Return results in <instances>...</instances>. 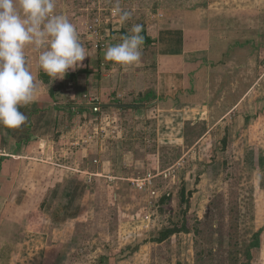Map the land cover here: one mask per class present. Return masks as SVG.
Returning <instances> with one entry per match:
<instances>
[{"label":"rangeland","instance_id":"obj_1","mask_svg":"<svg viewBox=\"0 0 264 264\" xmlns=\"http://www.w3.org/2000/svg\"><path fill=\"white\" fill-rule=\"evenodd\" d=\"M205 1L56 0V12L67 14L83 45L89 46L95 40L89 39L92 31L97 32L95 41L100 40L119 19L113 17L117 3L132 15L115 25L116 31L131 33L134 24L144 31L152 21L169 18L171 11L194 9ZM26 56L37 83V69L42 70L39 50L30 47ZM143 63V70L155 72V46L143 50ZM239 110L210 134L209 122L191 121L183 146L168 143L176 136H170L168 128L158 143L157 119H127L125 113L114 116L109 111L102 122L88 124V115L81 119L82 138L67 133L47 155L36 152L37 164L26 161L19 167L18 209L32 214L23 225H10L8 234L17 243L40 240L32 252L41 253V259L33 256V264H54L56 259V264H264V121L257 116L252 124L240 122L246 109ZM88 141L97 159L115 162L110 170L116 179L75 182L68 198L66 178L73 180L77 169L89 167ZM42 158L62 164V174L53 166L43 169ZM56 176L64 183L56 182ZM40 177L48 181L41 183ZM61 185L64 198L59 200ZM39 223L45 231L38 230ZM168 229L179 232L162 243L155 240ZM261 231L260 247L252 250L250 260L248 246ZM43 237L48 240L46 260ZM18 252L24 253V248Z\"/></svg>","mask_w":264,"mask_h":264},{"label":"crops","instance_id":"obj_2","mask_svg":"<svg viewBox=\"0 0 264 264\" xmlns=\"http://www.w3.org/2000/svg\"><path fill=\"white\" fill-rule=\"evenodd\" d=\"M118 23L120 19L112 21L98 47L95 41L85 45L89 48L84 66L70 70L63 80L51 81L43 70L37 69V99L19 109L27 116V123L19 129L0 125V148L7 154L0 157V264H33V256L41 259L37 257L41 253L32 252L40 240L30 238L17 243L8 234L10 225H23L25 217L32 214L18 209L20 169L26 161L37 164L33 158L36 152L47 155L52 144L65 134L82 138L81 119L88 115V124L91 120L102 122L101 116L107 118L109 111L114 116L125 113L127 119H157L158 143L168 128L170 136L176 135L167 140L173 142L172 146L184 145L183 133L191 121L209 122L210 134L241 107L246 110L238 121L252 124L257 116L264 121V0H206L194 9L171 11L169 18L156 19L141 32L151 42L144 39L141 60L134 66H120L105 59L109 46L121 43L122 37L131 34L117 32ZM151 46H155L157 64L155 72L149 73L143 70V50ZM148 73L152 75L151 82ZM97 106L101 111H95ZM88 142L89 167L77 169L73 180L66 178L68 198L75 182L116 179L110 170L115 162L97 159L95 146ZM39 164L43 169L53 166L62 174V164L49 159ZM44 181L48 177H40V182ZM59 188L56 198L62 200L64 186ZM24 196L26 201L29 194ZM58 209L64 212L61 206ZM38 230L46 228L42 225ZM42 239V256L46 260L48 240ZM21 247L25 251L22 254L18 252ZM57 262L58 259L54 264Z\"/></svg>","mask_w":264,"mask_h":264},{"label":"clouds","instance_id":"obj_3","mask_svg":"<svg viewBox=\"0 0 264 264\" xmlns=\"http://www.w3.org/2000/svg\"><path fill=\"white\" fill-rule=\"evenodd\" d=\"M56 0H0V125L19 129L27 116L19 109L33 103L40 92L30 70L26 49L39 50L38 63L51 81L63 80L88 57L76 26L67 14H57ZM113 15L121 22L132 13L117 3ZM143 26L134 24L122 42L109 46L105 59L120 66L140 62Z\"/></svg>","mask_w":264,"mask_h":264},{"label":"trees","instance_id":"obj_4","mask_svg":"<svg viewBox=\"0 0 264 264\" xmlns=\"http://www.w3.org/2000/svg\"><path fill=\"white\" fill-rule=\"evenodd\" d=\"M144 35H145L144 36L145 41L150 43L151 41L149 40V38H147L146 34H144ZM45 82H47V80ZM223 142L226 144V139H224ZM177 232H179V230H174V229L165 230L161 233L160 237L158 239H155V240H157L159 243H162L165 240L169 239L173 234H175ZM261 233H262V231L260 233H256L254 235L255 240L248 246L247 258L250 260L253 258L252 250L260 247Z\"/></svg>","mask_w":264,"mask_h":264},{"label":"built area","instance_id":"obj_5","mask_svg":"<svg viewBox=\"0 0 264 264\" xmlns=\"http://www.w3.org/2000/svg\"><path fill=\"white\" fill-rule=\"evenodd\" d=\"M115 16H116V15H114L113 17H115ZM96 33H97L96 31H95V32L92 31V33H91L90 36H89V37H91V38H89V39H90V40H92V39H93V40H94V39L96 40V39H97V37H96V35H95ZM95 40H94V41H95ZM95 43H96V46L98 47V44L101 43V39L95 41ZM99 109H100V107L97 106V109H95V111H99ZM6 155H7V154H6V151H5L4 149H1V148H0V157L6 156ZM153 193H154V192H153ZM155 194H156V193H155Z\"/></svg>","mask_w":264,"mask_h":264}]
</instances>
